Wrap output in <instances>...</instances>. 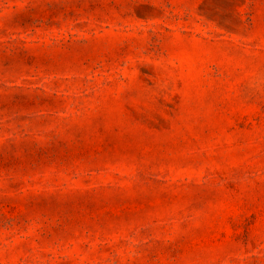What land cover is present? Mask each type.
Instances as JSON below:
<instances>
[{"label": "rangeland", "instance_id": "obj_1", "mask_svg": "<svg viewBox=\"0 0 264 264\" xmlns=\"http://www.w3.org/2000/svg\"><path fill=\"white\" fill-rule=\"evenodd\" d=\"M0 264H264V0H0Z\"/></svg>", "mask_w": 264, "mask_h": 264}]
</instances>
